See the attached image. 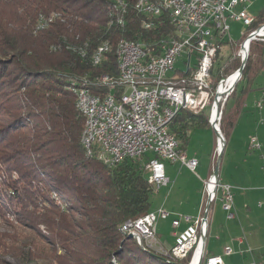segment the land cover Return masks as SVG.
Returning <instances> with one entry per match:
<instances>
[{"label": "trees", "instance_id": "obj_1", "mask_svg": "<svg viewBox=\"0 0 264 264\" xmlns=\"http://www.w3.org/2000/svg\"><path fill=\"white\" fill-rule=\"evenodd\" d=\"M124 1L128 10L120 23L122 13L115 0H0V203L16 216L18 225L44 240L61 238L54 235L61 228L69 235L79 230L75 244L83 258L71 260L72 264L178 263L143 249L119 231L124 221L150 212L155 187L144 168L149 156L112 167L98 152L88 155L82 143L85 118L74 88L112 94L100 79L106 76L122 83L117 55L122 38L148 43L177 36L168 11L146 28V17L135 9L137 0ZM44 20L45 26L38 29ZM110 21L115 23L109 25ZM261 23L264 10L251 28ZM225 43L218 42V53ZM104 44L110 48L94 64V55ZM230 57L222 74L221 68H212L213 90L240 67L237 54ZM263 70L264 43L253 42L239 81L247 88L237 95L238 83L223 108L220 128L227 142ZM232 97L235 103L228 108ZM192 111L181 110L170 125L182 151L187 150L192 128L210 127L208 112ZM215 163L216 157L214 167ZM205 204L206 200L202 213ZM42 225L53 227L54 233H40ZM20 258L27 264H57L48 257L38 259L35 253Z\"/></svg>", "mask_w": 264, "mask_h": 264}, {"label": "built area", "instance_id": "obj_2", "mask_svg": "<svg viewBox=\"0 0 264 264\" xmlns=\"http://www.w3.org/2000/svg\"><path fill=\"white\" fill-rule=\"evenodd\" d=\"M164 6H171L170 21L177 36H168L149 44L124 40L123 83L115 79L101 78L112 90L111 98L91 93L84 88V104L81 113L93 132V126H100L101 136L94 137L95 148L100 155H107L108 163L115 167L125 160L149 156L144 168L149 174L148 181L160 188L170 183L166 174L164 160L180 163L195 173L199 160L190 158L180 149V144L171 132L172 120L186 108H210V125L218 133V149L223 135L220 124L222 107L231 92L229 78L223 79L212 89L210 85L211 69L218 52V42L224 41L231 29L230 21H240L249 30L242 47L253 42L264 43V23L251 28L257 16L250 14V0H163ZM128 7H126L127 13ZM136 11L146 17L144 26L150 28L163 14L155 10V0H145L142 9ZM46 23L38 25L41 29ZM241 48L239 56H241ZM143 53H150V64H143ZM185 57L177 66L178 59ZM190 72L189 75L187 73ZM224 86L225 91L220 93ZM214 101L211 104V100ZM218 106L216 115L215 107ZM261 106V105H260ZM226 139V138H225ZM253 147L260 148L256 137L251 138ZM206 203L210 206L220 194L222 209L230 219L234 218V193L229 184H221L214 175L204 182ZM210 209V208H209ZM206 209L204 210V212ZM209 212V210H208ZM170 212L160 208L138 219L129 220L132 230L138 231L151 244L161 248L168 258H175L184 264H199L204 254L203 236L208 230L207 219L182 215L172 221L175 231V244L165 249L157 241L156 221L170 217ZM232 246L224 247V254L234 253ZM190 257L188 263L184 261ZM198 255V261L195 259ZM202 264H226L223 256H204ZM247 264H259L256 261Z\"/></svg>", "mask_w": 264, "mask_h": 264}, {"label": "rangeland", "instance_id": "obj_3", "mask_svg": "<svg viewBox=\"0 0 264 264\" xmlns=\"http://www.w3.org/2000/svg\"><path fill=\"white\" fill-rule=\"evenodd\" d=\"M116 1L119 0H115V2ZM120 1L127 3L124 0H120ZM248 10L250 14L257 16L258 18V15H260L264 10V0H250V6L248 7ZM111 21L109 22V25L115 23V21L113 23H111ZM230 26L231 29L229 30V32L227 33L224 39L226 43L222 46L220 52L219 53L217 52L218 55H216L213 64L214 69L221 68L220 71L218 70L219 74L220 73L222 74V72L224 71V66L227 63L228 58H231L230 55L232 53H234L235 55L237 54V56L240 58L241 64L243 60L239 56V51L242 48L243 41L247 37L244 36L246 35L247 32H249L248 31L249 29L240 21H230ZM136 42H141V41H136ZM141 43L149 44L152 42H148V43L141 42ZM238 43L239 46L238 48H236ZM247 50L248 48L245 45L244 50L241 51V56L243 55L247 56L248 54L249 57L250 49L249 52ZM184 57L185 54L179 57L177 66L181 64V61L183 60ZM238 69L233 70L232 72H230V74H228V77H225L223 79H227L230 77L239 78L237 72ZM211 76H212V69H211L210 80H211ZM240 79L238 81L236 80L237 81L236 83L234 82L235 86L233 90L235 89L236 85L239 83ZM220 81L218 82V84L220 83ZM231 87H232V83H231ZM262 87H264V70L255 79L252 87L253 90L247 94L245 101V104L247 106L253 107L255 103V99H257L260 96V92H261L260 88ZM244 88H247V83L241 81L238 84L236 94L240 95L244 90ZM233 90L231 89L230 94L232 93ZM213 101L214 99L211 100V104ZM226 101L224 102L222 108H224ZM234 103H235V99L232 97L228 101V108L232 107ZM263 104H264V97L262 98L261 101L257 103V106L261 109L263 107ZM206 112H208L210 116V108H208ZM222 113H223V109H222ZM242 123L243 122L240 120L238 123L237 132L232 133V135L229 137V141L232 139L233 136H234L233 138H237V139L242 138L246 140L249 133L246 132V127ZM209 124H210V117H209ZM257 124L258 122L254 121V125ZM252 137H256V136H252ZM251 138H250V142H251ZM227 143L228 142L226 140L225 149L227 147ZM179 144L181 145V142H179ZM213 150H215L214 160L216 157V163H217L218 152H219L218 138L212 126L210 125V127L207 128H192L190 131V142L187 146V150L184 152L185 153L188 152V154L190 155H195L199 160L200 165H198L199 167L197 168L196 172L193 173L186 167L184 166L182 167L180 163H172L168 160H164L166 174L170 179V183L166 186H161L160 188H156L154 186L155 190L150 198L152 204L150 212L151 213L156 212L160 208L170 212L171 215L170 217L166 219L158 218V220L156 221L157 241L159 245L160 243L163 244L165 249L171 248L173 245L174 238L172 236V232L174 229L172 227V221L174 218L182 215L198 217L200 214H202L204 216L205 212L202 213L203 202L206 199L204 182L210 177V175H213L214 170L213 173L210 174L206 180L202 181V179L204 178L210 166L211 153ZM147 161L148 160H146V162ZM225 161L226 160H224L223 165H225ZM146 174L148 179L149 174L147 172ZM218 181L221 184H226L221 182L220 179H218ZM202 191H203V195H202ZM216 198L217 199L210 206L208 212L209 221H208V230L205 234L206 242L204 243L205 250L203 257L207 254L208 251H214L216 253H219L221 256H223L226 264H247L252 261H256L259 264H264V220L259 221V219L256 218L254 213H251V216L249 218H246L245 220L241 221L237 218L233 220L236 216L235 194H234V210H233L234 218L230 219L228 217V214L222 209V202L220 200L219 192L217 193ZM2 207L3 206L0 203V264H27L26 261L22 260V258L20 257H22V255L24 254L27 255L29 253H35V257H40L38 259L48 257L52 262H56L57 264L58 263L72 264L71 260H76L77 262H79V259L83 258L81 248L77 247V244H75L77 238L80 237L79 230L75 229L74 231H72L73 234L69 235L61 228L58 233L55 232L54 234V235L59 234L61 238L58 239L57 237L54 238L50 237L52 240L49 239L44 240L42 238L43 236L38 235L36 231L18 225L16 216L9 213L7 210H3ZM243 207L245 208L244 205ZM205 209H206V204L204 210ZM256 210L258 209L254 205L253 212H256ZM75 217H77L78 219L81 218V216L77 213L75 214ZM230 223L232 224L236 223V225L234 227H231ZM124 224L120 226L121 229L119 228V231L120 230L122 231V227L124 226ZM60 225L61 224H59L58 226ZM127 230L125 232L122 231L123 233L127 232L126 234H122V233L121 234L123 236L128 237L129 232H132L133 230L131 229H127ZM39 231L44 235H49L51 233L53 234L55 230L53 227L49 228L42 225L39 226ZM227 245L232 246V248L235 251L230 256L224 254V247ZM142 248L143 249L149 248V250H152L150 249V247H142ZM158 248L160 252L161 248L160 247ZM68 250H71L72 254L69 253ZM189 257H191V255ZM170 260L172 259L170 258ZM197 260H198V255L197 258L195 259V262ZM42 261L39 263H42ZM113 262L115 263L116 261L113 259ZM176 264H184V263L178 261V263Z\"/></svg>", "mask_w": 264, "mask_h": 264}, {"label": "crops", "instance_id": "obj_4", "mask_svg": "<svg viewBox=\"0 0 264 264\" xmlns=\"http://www.w3.org/2000/svg\"><path fill=\"white\" fill-rule=\"evenodd\" d=\"M260 89V96L255 99L253 107H249L245 104L243 112L230 134L231 136L232 133L237 132L238 123L241 120L243 122L242 124L246 127V132L249 133L248 137L244 140L242 138H233V136L232 139L228 141L220 166V181L231 185L235 194L236 216L233 220L236 218L241 221L245 220L251 216V213H254L259 221L264 220V104L261 109L257 106V103L264 97V87ZM254 121H257L258 124L254 125ZM252 136L258 138L260 148L251 145L250 138ZM188 155L189 157L197 158L195 155ZM214 155L215 150L211 153L210 166L202 181L206 180L212 172L214 167ZM224 160H226L225 165H223ZM254 205L258 209L256 212H253ZM235 225L236 223H230L231 227ZM174 233L175 231L173 230V245L176 240ZM161 245L164 247L163 244ZM208 252L220 255L214 251Z\"/></svg>", "mask_w": 264, "mask_h": 264}, {"label": "bare ground", "instance_id": "obj_5", "mask_svg": "<svg viewBox=\"0 0 264 264\" xmlns=\"http://www.w3.org/2000/svg\"><path fill=\"white\" fill-rule=\"evenodd\" d=\"M143 2H145V0H138L137 3H136V5H135V9H142L143 8ZM116 6L119 8V12L122 13V15L119 16V18H118L119 19V22L120 23H124V15L123 14L126 12L127 5L123 1H120L119 0V1H117ZM155 10L156 11H163V12H164V10H166V11H168V15L170 17V14H171V6H164V9H163V0H155ZM41 23H43V21ZM124 40H125V38H122L118 42V45H117L119 78H120V81L122 83L124 82V79H125V71H124ZM246 47L248 48L247 45H246ZM109 48L110 47H109L108 44H104L95 53V55H94V64H99L102 61V58H103L104 53L107 52L109 50ZM143 64H150V53H143ZM103 78H107V77L106 76H103ZM237 79L238 78L230 77L227 80V82H226L227 86H229L231 83L233 84ZM225 88L226 87L222 86L220 88V91H221L220 93L224 92L225 91ZM74 92H75L76 98H77V106H78V108L80 110L81 109V106L84 104V95H83V93H81V92H84V88H74ZM111 97H112V94H108V95H105L104 96V98H111ZM186 109L193 110L192 112H200V111H203V110H201L200 107H192V108H186ZM217 109H218V106L215 107L214 117L216 115ZM100 136H101L100 126H93V132H92L90 130V126L87 125V121L85 120V129H84V132H83L82 143H83L84 148H85V150H86V152H87L88 155L92 156V155H94L97 152L100 154V148H95V141H93L94 140V137H100ZM221 146H222V144H221ZM100 159L102 161H104L106 164H108L109 166H112L110 163H108L107 155H100ZM125 224L122 227V231H124V232L127 229H131V226H130L129 221H127ZM171 259L176 261L175 258H171Z\"/></svg>", "mask_w": 264, "mask_h": 264}, {"label": "water", "instance_id": "obj_6", "mask_svg": "<svg viewBox=\"0 0 264 264\" xmlns=\"http://www.w3.org/2000/svg\"><path fill=\"white\" fill-rule=\"evenodd\" d=\"M242 48H244V47H242ZM247 57H248V54H247V56L245 58H243L242 64H241L240 68L237 70L238 76H239V78L237 79V81L240 79V77H241V75H242V73L244 71V68H245V65H246V62H247ZM237 81H235V83ZM235 83L232 84V87H231L232 90H233V88L235 86ZM216 134L218 135V133H216ZM221 142H222V146L220 147V150L218 152L217 163H216V166H215V169H214V173H213V175L216 178V180L219 179L220 166H221V162H222V158H223V152H224L225 145H226V140H225V138L223 136L221 137ZM209 208H210V202L207 201V203H206V211L204 213V219L205 220L207 219V213H208ZM129 220H135V219H128L125 222H127ZM121 233L122 234H126V233H123L122 231H121ZM128 238H133L138 243V245H140L141 247H150L152 250H154V251H156V252L164 255L163 253H161V251L159 252V248L157 246L151 244L150 241H148L145 238H143L142 235L138 231H136V230H133L132 232H129ZM203 242L204 243L206 242V235L203 236ZM202 259H203V255L200 258L199 264L202 263Z\"/></svg>", "mask_w": 264, "mask_h": 264}]
</instances>
